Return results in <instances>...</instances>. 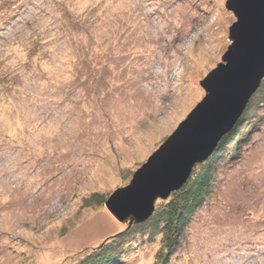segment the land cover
<instances>
[{"label": "rangeland", "instance_id": "1", "mask_svg": "<svg viewBox=\"0 0 264 264\" xmlns=\"http://www.w3.org/2000/svg\"><path fill=\"white\" fill-rule=\"evenodd\" d=\"M227 1L0 0V264H84L124 231L115 264H156L172 195L141 228L105 202L205 98ZM254 101L169 264H264V83Z\"/></svg>", "mask_w": 264, "mask_h": 264}, {"label": "water", "instance_id": "2", "mask_svg": "<svg viewBox=\"0 0 264 264\" xmlns=\"http://www.w3.org/2000/svg\"><path fill=\"white\" fill-rule=\"evenodd\" d=\"M236 21L222 62L201 82L205 98L174 133L105 202L120 223L132 226L148 220L158 199H168L209 160L233 131L264 79V0H228Z\"/></svg>", "mask_w": 264, "mask_h": 264}, {"label": "trees", "instance_id": "3", "mask_svg": "<svg viewBox=\"0 0 264 264\" xmlns=\"http://www.w3.org/2000/svg\"><path fill=\"white\" fill-rule=\"evenodd\" d=\"M263 83L264 79L260 88L247 106L246 111L242 116L243 120H239L237 124V126L239 125L237 131L240 129V124L245 121L246 117L250 116V107L254 104V99L260 93ZM235 135L236 133L234 136ZM228 139L229 135L224 137L219 145V148L220 146H225ZM222 151L223 148L219 149V151H216L214 155L206 161V163L204 162L202 164H198L194 168V171H198L200 166L201 169L196 172V174L193 171L191 177L179 190V192L173 193L167 204L163 205L162 208L152 217V227L154 226L153 228H158V234L163 236L162 246L157 254L156 264H169L168 257L179 243L180 236L182 235L185 226L188 224V222H190L193 214L196 212V209L198 206H200L203 199L209 196V189L212 187L215 171L217 169V160L219 159L218 157L221 156L220 153ZM232 154H234V152ZM148 221H150V219H148ZM147 222L138 225H132V227H145L147 226ZM130 232L131 231L126 233L125 231L119 232L115 236L103 241V245H97L99 248L98 253L94 254L93 256L90 255L89 257L91 258L87 259L84 264H115L119 262V252L117 249L123 245L127 237L129 238Z\"/></svg>", "mask_w": 264, "mask_h": 264}, {"label": "clouds", "instance_id": "4", "mask_svg": "<svg viewBox=\"0 0 264 264\" xmlns=\"http://www.w3.org/2000/svg\"><path fill=\"white\" fill-rule=\"evenodd\" d=\"M233 14V13H232Z\"/></svg>", "mask_w": 264, "mask_h": 264}]
</instances>
